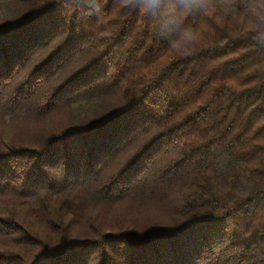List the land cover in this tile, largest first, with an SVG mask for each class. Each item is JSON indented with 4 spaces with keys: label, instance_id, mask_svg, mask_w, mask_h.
<instances>
[{
    "label": "trees",
    "instance_id": "1",
    "mask_svg": "<svg viewBox=\"0 0 264 264\" xmlns=\"http://www.w3.org/2000/svg\"><path fill=\"white\" fill-rule=\"evenodd\" d=\"M14 1L23 11L0 20V264H264V47L223 0L188 18L202 34L190 56L118 0ZM79 101L95 110L74 122ZM20 129L28 140H8ZM115 202L163 204L169 222L72 232L84 204Z\"/></svg>",
    "mask_w": 264,
    "mask_h": 264
},
{
    "label": "clouds",
    "instance_id": "2",
    "mask_svg": "<svg viewBox=\"0 0 264 264\" xmlns=\"http://www.w3.org/2000/svg\"><path fill=\"white\" fill-rule=\"evenodd\" d=\"M99 6V0H95ZM119 6L146 20L154 36L181 56L198 49L202 34L189 22L194 15L219 14L221 0H118ZM239 3L242 11L234 7ZM224 15L232 14L255 45L264 47V0H223Z\"/></svg>",
    "mask_w": 264,
    "mask_h": 264
},
{
    "label": "rangeland",
    "instance_id": "3",
    "mask_svg": "<svg viewBox=\"0 0 264 264\" xmlns=\"http://www.w3.org/2000/svg\"><path fill=\"white\" fill-rule=\"evenodd\" d=\"M23 9L16 4L14 0H0V20H7L16 17ZM95 110L94 105L85 101H79L71 106V119L74 122L90 116ZM61 120V116H55L47 119L42 126H51L54 121ZM32 134L33 126L26 125ZM16 135H11L8 140H28L30 133L25 129H20ZM1 207L6 205L0 202ZM84 219L80 230L74 229L73 233H88L93 231L95 226H112L114 224H128L129 227L139 232H154L166 226L169 222L167 218V208L163 204L148 203L136 205L133 203H109L104 205H95L87 203L83 206Z\"/></svg>",
    "mask_w": 264,
    "mask_h": 264
}]
</instances>
